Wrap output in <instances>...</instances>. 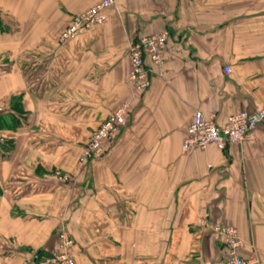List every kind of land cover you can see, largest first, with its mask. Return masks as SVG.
<instances>
[{
    "label": "crops",
    "instance_id": "1",
    "mask_svg": "<svg viewBox=\"0 0 264 264\" xmlns=\"http://www.w3.org/2000/svg\"><path fill=\"white\" fill-rule=\"evenodd\" d=\"M99 1L0 0V264L51 255L62 230L76 264H224L212 223L235 226L240 254L264 262V124L225 149L182 150L196 111L224 125L264 105V0H117L61 40ZM165 30L139 91L129 46ZM125 102L128 124L82 161Z\"/></svg>",
    "mask_w": 264,
    "mask_h": 264
},
{
    "label": "built area",
    "instance_id": "2",
    "mask_svg": "<svg viewBox=\"0 0 264 264\" xmlns=\"http://www.w3.org/2000/svg\"><path fill=\"white\" fill-rule=\"evenodd\" d=\"M116 1L100 0L85 11L74 14L68 26L61 33V40H72L80 32L104 23L105 10L115 5ZM169 36L170 32L165 30L138 37L130 44L128 54L131 65L128 79L137 90L145 91L150 86L151 68L148 61L155 64L163 62ZM225 71L229 72L230 67L226 66ZM131 111L130 103H123L92 132L84 147L82 161L98 157L103 153L104 143L113 139L128 124ZM3 112L4 108L0 106V116ZM261 124H264V105L253 112L242 110L233 113L224 125L207 120L200 111H196L187 127L182 150L187 152L195 148L205 149L212 144L225 149L229 144L249 140ZM4 143V138L0 137V145ZM55 175L62 181L71 178L69 173L64 174L60 169L55 170ZM208 226L217 234L218 241L226 248L227 256L224 264H264L258 258L244 257L240 254L243 240L235 226L213 223ZM58 236L59 248L51 255L36 257L21 264H76L72 253V247L75 245L74 238L65 230L60 231Z\"/></svg>",
    "mask_w": 264,
    "mask_h": 264
},
{
    "label": "rangeland",
    "instance_id": "3",
    "mask_svg": "<svg viewBox=\"0 0 264 264\" xmlns=\"http://www.w3.org/2000/svg\"><path fill=\"white\" fill-rule=\"evenodd\" d=\"M64 174H67V172H63ZM54 176H56L55 175V172H54ZM57 177V176H56ZM58 178V177H57ZM59 179V178H58ZM66 182H69V180H65ZM220 246V245H219Z\"/></svg>",
    "mask_w": 264,
    "mask_h": 264
},
{
    "label": "trees",
    "instance_id": "4",
    "mask_svg": "<svg viewBox=\"0 0 264 264\" xmlns=\"http://www.w3.org/2000/svg\"><path fill=\"white\" fill-rule=\"evenodd\" d=\"M17 101V100H16ZM222 246H224V245H222ZM38 257H43V255H40V256H38Z\"/></svg>",
    "mask_w": 264,
    "mask_h": 264
}]
</instances>
